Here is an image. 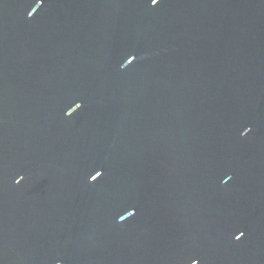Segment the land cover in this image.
<instances>
[{
  "label": "water",
  "instance_id": "obj_1",
  "mask_svg": "<svg viewBox=\"0 0 264 264\" xmlns=\"http://www.w3.org/2000/svg\"><path fill=\"white\" fill-rule=\"evenodd\" d=\"M38 6L0 0V264H264V0Z\"/></svg>",
  "mask_w": 264,
  "mask_h": 264
},
{
  "label": "snow or ice",
  "instance_id": "obj_2",
  "mask_svg": "<svg viewBox=\"0 0 264 264\" xmlns=\"http://www.w3.org/2000/svg\"><path fill=\"white\" fill-rule=\"evenodd\" d=\"M40 3H41V0H39V6H38L37 8L40 7ZM150 3H152V0H150ZM157 3H158V0H156L155 5H156ZM37 8H36L34 11L29 12V13H28V16L31 17V16L33 15V13L37 10ZM130 57H131V59H129V58L127 59L128 64H130V63L133 61V59H134V57H132V56H130ZM75 105H76V109H78V108L81 107V104H80V103H76ZM247 131H249V129L245 128L243 133H246ZM95 173L97 174L96 177L94 178L95 180H96L98 177H100V176L102 175V172L99 171V170H97ZM133 214H134V213H133ZM133 214H132V215H133ZM125 219H126V218H125ZM125 219H124V220H125ZM243 235H244V233L241 231V232H239V234H237V235L235 236V239H236V240H239V239H241V237H242ZM192 264H197V261H196L195 259H193Z\"/></svg>",
  "mask_w": 264,
  "mask_h": 264
},
{
  "label": "clouds",
  "instance_id": "obj_3",
  "mask_svg": "<svg viewBox=\"0 0 264 264\" xmlns=\"http://www.w3.org/2000/svg\"><path fill=\"white\" fill-rule=\"evenodd\" d=\"M155 3H156V0H152V5H155ZM16 182H18V180L16 181Z\"/></svg>",
  "mask_w": 264,
  "mask_h": 264
}]
</instances>
